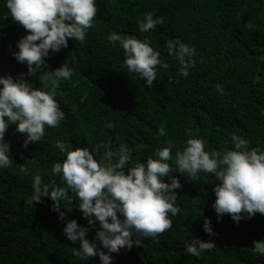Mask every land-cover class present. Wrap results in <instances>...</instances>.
<instances>
[{
	"label": "trees",
	"instance_id": "obj_1",
	"mask_svg": "<svg viewBox=\"0 0 264 264\" xmlns=\"http://www.w3.org/2000/svg\"><path fill=\"white\" fill-rule=\"evenodd\" d=\"M96 6L85 41L69 38L66 48L50 51L47 67L40 70L50 72L64 62L73 69L70 80L60 81L55 97L64 120L58 127L46 126L44 138L27 147L15 125L5 134L13 163L0 169V264H101L98 255L87 259L74 255L73 247L79 248L80 242L63 234L70 219L89 228V240L99 228L98 221L95 227L88 225L77 198L62 202L64 220L52 210L50 197L32 202L34 177L59 184L61 178L52 173V166L69 150L103 144L94 157L99 159L106 150L125 144L134 164L156 158V150L171 139L176 145L174 160L177 149L190 138H202L209 153L228 150L232 133L247 138L250 148L264 150V0H96ZM150 11L164 24L142 33L138 21ZM113 31L150 39L169 64L168 69L157 66L152 87L127 71L123 50L108 40ZM25 34L5 0H0V74H24L34 87H43L45 81L28 76L27 65L13 56L17 40ZM175 38L196 49V65L187 77L180 75L178 62L166 48V41ZM217 83L223 86L222 93ZM108 122L114 127H106ZM161 126L166 135L159 134ZM170 175L182 185L175 190L181 211L172 218V227L130 250L112 253V264H264V256L251 250L254 240L264 239V214L239 223L228 214L217 220L213 189L220 181L214 174ZM205 218L216 235L204 231ZM191 238L212 240L216 247L197 258L185 253Z\"/></svg>",
	"mask_w": 264,
	"mask_h": 264
},
{
	"label": "clouds",
	"instance_id": "obj_2",
	"mask_svg": "<svg viewBox=\"0 0 264 264\" xmlns=\"http://www.w3.org/2000/svg\"><path fill=\"white\" fill-rule=\"evenodd\" d=\"M5 6L11 18L26 30L16 42L18 50L13 52L14 58L27 65L28 76L42 78L45 83L43 87H34L24 74L16 77L0 74V169L13 163L10 144L5 139L10 125H15L25 136L27 147L30 142L44 138L46 126L58 127L64 120L65 112L55 97L60 81L70 80L73 69L64 62L50 72L40 74V70L47 67L50 51L58 53L66 48L69 38L85 41L98 11L96 0H5ZM163 24L164 19L151 11L138 21L142 33ZM108 40L114 47L118 43L127 71L138 74L148 87L157 78V66L169 67L148 38L141 40L113 31ZM166 48L169 56L178 62L180 75L187 77L196 65L195 47L175 38L166 41ZM216 89L221 93L224 90L219 83ZM106 127L114 125L108 122ZM159 134L166 135L163 126ZM230 139L233 145L230 149L209 153L202 138H190L182 150L177 149L174 160L172 149L176 145L169 139L165 147L156 150V158L134 164L131 150L125 144L116 150H106L99 159L94 157L103 144L96 149L76 147L67 151L62 162L52 166V173L61 178L59 184L49 185L43 183L40 175L34 177L32 202L50 197L54 202L52 210L64 220L62 202L73 196L77 198L78 209L87 218L88 225L95 227L98 221L99 228L89 240L88 227L75 219L67 220L63 234L73 243L80 242L79 248L73 247L74 255L83 259L98 255L101 264H112V253H119L122 248L130 250L133 245H141L143 239H155L172 227V218L181 211L175 190L182 187L180 180L170 175L173 172L194 178L201 172L214 174L220 181L213 189L216 199L212 207L217 220L228 214L239 223L257 213L264 214V150L250 148V141L236 133ZM57 146L64 150L62 144ZM129 164L132 166L127 167ZM203 228L208 235H216L208 218ZM97 242L107 251H102ZM253 245L251 250L264 256V239L254 240ZM215 247L212 240L191 238L185 245V253L199 258Z\"/></svg>",
	"mask_w": 264,
	"mask_h": 264
}]
</instances>
